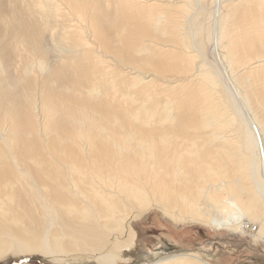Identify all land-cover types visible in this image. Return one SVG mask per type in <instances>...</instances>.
Instances as JSON below:
<instances>
[{
	"label": "bare ground",
	"instance_id": "1",
	"mask_svg": "<svg viewBox=\"0 0 264 264\" xmlns=\"http://www.w3.org/2000/svg\"><path fill=\"white\" fill-rule=\"evenodd\" d=\"M151 205L264 246V0H0V258Z\"/></svg>",
	"mask_w": 264,
	"mask_h": 264
},
{
	"label": "rangeland",
	"instance_id": "2",
	"mask_svg": "<svg viewBox=\"0 0 264 264\" xmlns=\"http://www.w3.org/2000/svg\"><path fill=\"white\" fill-rule=\"evenodd\" d=\"M129 217L127 224L137 232L130 250L124 246L120 231L107 235L99 231L100 236L93 235L95 242L82 250L55 255L9 253L0 258V264H103L98 260L100 255L109 257L114 254L120 257L114 264H147L183 252H195L209 264H264L262 245L252 243L241 228L229 235L219 230V226L210 227L205 223L184 222L179 226L153 205L141 216L135 217L131 211ZM115 243L121 246L120 250Z\"/></svg>",
	"mask_w": 264,
	"mask_h": 264
},
{
	"label": "built area",
	"instance_id": "3",
	"mask_svg": "<svg viewBox=\"0 0 264 264\" xmlns=\"http://www.w3.org/2000/svg\"><path fill=\"white\" fill-rule=\"evenodd\" d=\"M262 252L264 253V246H262Z\"/></svg>",
	"mask_w": 264,
	"mask_h": 264
}]
</instances>
